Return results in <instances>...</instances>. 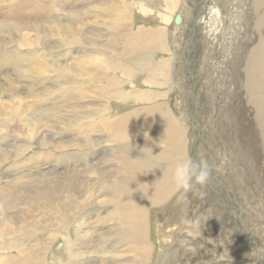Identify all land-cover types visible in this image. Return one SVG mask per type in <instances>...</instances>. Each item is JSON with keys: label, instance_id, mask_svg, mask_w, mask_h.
<instances>
[{"label": "bare ground", "instance_id": "1", "mask_svg": "<svg viewBox=\"0 0 264 264\" xmlns=\"http://www.w3.org/2000/svg\"><path fill=\"white\" fill-rule=\"evenodd\" d=\"M221 2L212 20L221 17L219 28L237 31L249 14L237 12L246 0ZM251 3L256 42L249 40L242 98L232 105L241 116L239 151L257 177L244 171L245 157L226 153L222 163L247 193H238L246 214L227 219L258 245L264 235L248 226L247 207L260 211L251 221L264 220V197L256 192L264 183V0ZM193 6V0H0V24L9 28L0 31V264H230L224 243L215 240L213 249L203 240L212 241V232L192 195L197 189L200 195L199 185L185 193L172 180L175 164L193 154H186L181 83L172 73ZM197 10L191 9L196 17ZM170 101L179 109L172 112ZM33 142L44 152L23 159ZM144 147L151 157H142Z\"/></svg>", "mask_w": 264, "mask_h": 264}, {"label": "rangeland", "instance_id": "2", "mask_svg": "<svg viewBox=\"0 0 264 264\" xmlns=\"http://www.w3.org/2000/svg\"><path fill=\"white\" fill-rule=\"evenodd\" d=\"M211 1L212 0H195V1L193 0L194 6L191 9L194 10L195 6H197L198 15L196 17L194 12L191 13V9H189L185 17L186 19L185 28L188 30V33L185 29V31L183 32V36H180V39H182L181 41L183 42L181 43V47L182 45L184 46V48L186 49V53L180 50L181 47L178 43L180 47L179 49L180 59L178 58L179 56H177V63L179 62V64H175V67H174L175 70L173 69L174 71L172 72L174 78H177L176 76H178L179 77L178 79L181 83L180 87L176 86V88L181 92V93L179 92L178 95L179 97H181V100L179 99L180 102L182 101L181 108H182V112H184L183 119L185 118L184 121L186 122L184 125L187 126L188 128V131H187L188 134L186 136L187 138L186 154L188 156L189 152L192 153L193 143L197 141L198 146L196 150L193 151V154H190L188 157H191L192 159L196 161H202V160L207 161L211 166L213 165L212 175L206 186L209 188V190L212 192L214 196L210 192H208V190H206L205 186H200V185H199L200 195L198 193V189L196 191V194L194 195L193 193L192 195L195 198L197 197L196 202H195L198 204V205L195 204L197 206L196 207L197 210L204 212L203 214L206 215V216L204 215L201 217H206L209 223L211 222L210 223L211 228L207 230V234H210L212 232L211 233L212 235H209L210 240L212 241L203 239L205 243L210 242L209 243L210 245L213 243L212 244L213 245L212 247H214L213 249H216L215 245L217 246V244H215V240L217 241V243L219 242V244H221L222 246L225 244V246L229 248L228 250L229 251L231 250L230 253L227 255L229 256V261L231 260L229 262L230 264H240L236 261L237 258H239L240 260L247 261L248 264L249 263L250 264H264V253H263L264 252V243H263L264 241H262L260 244L257 245L255 240L252 239V235L250 233H248L245 230L239 232L238 226L232 223L229 219H227L229 215L235 216L236 213L239 215V211L241 212V214H244V215L246 214V205L244 206L241 205L240 200L238 199L239 197L238 193H243L245 196L247 195V193L245 189L240 187L239 185L240 183L239 175H238V180L235 183L234 178H233V173H231V170H229L230 167L225 166L222 163V156L225 155L226 153L228 156L232 157L233 160H234L233 157H239L240 155L243 158L245 157L248 163V166H249L246 170L244 169L243 170L248 172L249 174H253L251 177L249 176L251 180L257 177L255 167H253L252 164L249 162L248 158L245 155H243V152L239 151V149L242 148L241 147L242 144H239L238 142L240 141L241 134L239 133V129H237V126H238L237 124L239 120H241V116L236 113L237 110L235 111L233 110L234 105H232L234 102L237 101L239 97L242 98V95L240 94L243 93V88H242L243 86L242 85H241L242 87L240 86V80H241L240 76L243 73H245L243 67H244V60L247 58V53L249 51L248 50L249 40L251 38V42H256L255 40L252 39V35H253V32H252L253 22L252 21L254 20L252 16L253 13L250 11L251 10L250 6L252 5L251 2L253 0H246L247 3L245 2V5L242 4L240 10L237 11L238 13H241L246 8L247 12L249 13L248 16L245 15L246 16V18H244L245 22H243L242 20L243 25L242 27L239 26L237 31H235V29L234 31H232V27L226 28V24H224L223 27L219 28L217 23L223 22V20H221V17L218 19H215L217 23H215V21L212 20L213 16L221 8V5L223 4V2L220 3V1L222 0H214L211 3ZM186 6H188V3H186ZM192 14H194V18H195L194 19V22H195L194 31L191 28V24H190ZM21 18L23 20H29V17H21ZM248 19L251 21L249 22ZM140 20L141 19L139 18V21L137 20V22H140ZM181 20H182V16H181ZM210 21H213L212 24H214L213 26L211 25V28L209 26ZM8 23L9 25H14L11 22H8ZM3 25L0 24V31L8 32L9 28L6 26V28L4 29ZM171 26L172 25H170V27ZM175 26H178V25H175ZM246 27L248 30H246ZM209 28H210V32H207ZM217 28L221 30H218ZM224 28H226L225 29L226 31L224 30ZM176 33H180L179 29L176 30ZM29 35H31V33ZM29 35L28 36L26 35V37H29ZM236 36L238 37V40L235 38ZM169 43H171V41ZM168 47L170 50L171 45H168ZM171 53L174 55L172 51ZM240 57L242 59H240ZM214 58H217V59H214ZM176 72L179 74L175 75ZM180 75H181V79H180ZM221 79H225V80L222 81ZM201 81L203 82L201 83ZM137 83L139 82L137 81ZM199 92L202 94H200ZM203 94L205 95V97ZM171 95L173 96V99H174V92H172ZM196 96L199 98H197ZM172 105H173L172 101H170L169 109H171L172 112H174L175 109H179L178 107L175 108V106L174 105L172 106ZM241 105L242 104L240 103V109H242ZM120 107H123V106H120ZM120 107H116V109L119 108V110H122V108ZM216 117L218 121L216 120ZM228 118H230L229 122H228ZM190 119H192L193 124L196 126L197 129H192L191 127H189L190 125L193 126V124L189 123ZM211 122L213 123V125ZM187 123H189L190 125H188ZM208 125L211 127H209ZM222 139L225 141L224 144L222 142ZM34 144L36 143L34 142L31 143L33 150L30 151L27 155H24L23 159H25L30 154H38V153L44 152L41 147H39L38 145H34ZM235 161H237V159H235ZM218 170L223 174L224 177L221 176V174L219 175L220 172ZM229 174H230V177H229ZM242 175L243 173L241 174V176ZM227 176H228V180H227ZM230 181H232L233 184ZM235 185L236 186L238 185V186L236 187ZM224 187L226 190H224ZM257 187H258L256 190L257 197L260 198V195L261 197H264L263 195L264 183L263 182L257 183ZM238 204H240L241 210L239 209ZM257 208H258L257 204H256L255 209L247 207V209H249L248 215H247L248 216L247 224L250 227L252 226V228L254 229L257 228L255 230L257 232H260L259 234L264 235L263 233L264 231H262V229L264 230V227L262 225V222L264 220L262 221L258 220L257 223L254 220L251 221V219L256 218L257 212L260 213L259 208L258 209ZM208 216H210V218ZM215 217L217 220L215 219ZM237 218H238L237 219L238 221L240 217L237 216ZM216 226L219 227V229L218 228L215 229ZM221 229L225 231L227 230L226 233L228 232L227 234H229V236H227V234H225L226 236H222V234L219 231ZM215 234L218 235V238H217V235ZM198 235L203 236V233L200 231ZM211 236L213 237L211 238ZM260 236L261 235H258V237L261 240H263V237L262 236L260 237ZM221 237H223V239ZM252 244L255 246V248L253 247ZM214 251L216 253V250ZM256 255H259V257L256 258Z\"/></svg>", "mask_w": 264, "mask_h": 264}, {"label": "clouds", "instance_id": "3", "mask_svg": "<svg viewBox=\"0 0 264 264\" xmlns=\"http://www.w3.org/2000/svg\"><path fill=\"white\" fill-rule=\"evenodd\" d=\"M144 158L151 157L152 150L148 147L141 148ZM212 166L207 161H196L191 157L177 162L172 170V180L177 191L187 193L194 184L206 186L212 175Z\"/></svg>", "mask_w": 264, "mask_h": 264}, {"label": "water", "instance_id": "4", "mask_svg": "<svg viewBox=\"0 0 264 264\" xmlns=\"http://www.w3.org/2000/svg\"><path fill=\"white\" fill-rule=\"evenodd\" d=\"M180 22H181V18H180V16H179V15H176V17H175V19H174V23H175L176 25H178V24H180ZM187 121H189V120H187ZM189 123L193 124V121L190 119ZM189 123H187V124L190 125ZM190 127H191L192 129H197L196 126H195L194 124H193V126L190 125ZM197 146H198V142L195 141V142L193 143V146H192V147H193V151L196 150ZM193 151H192V152H193Z\"/></svg>", "mask_w": 264, "mask_h": 264}]
</instances>
